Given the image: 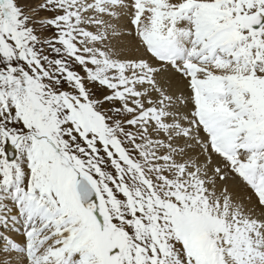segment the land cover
Here are the masks:
<instances>
[{
    "label": "snow or ice",
    "instance_id": "6c2138e0",
    "mask_svg": "<svg viewBox=\"0 0 264 264\" xmlns=\"http://www.w3.org/2000/svg\"><path fill=\"white\" fill-rule=\"evenodd\" d=\"M0 264H264V0H0Z\"/></svg>",
    "mask_w": 264,
    "mask_h": 264
}]
</instances>
